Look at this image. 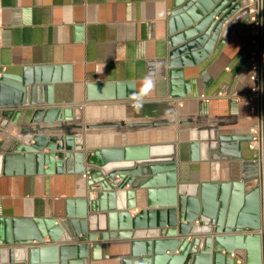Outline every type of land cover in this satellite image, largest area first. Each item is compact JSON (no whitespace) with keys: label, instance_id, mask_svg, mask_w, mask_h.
Here are the masks:
<instances>
[{"label":"crops","instance_id":"obj_1","mask_svg":"<svg viewBox=\"0 0 264 264\" xmlns=\"http://www.w3.org/2000/svg\"><path fill=\"white\" fill-rule=\"evenodd\" d=\"M0 1V75L8 78L6 86L13 87L11 83L25 70L29 85L41 88L51 84L53 104L79 107L82 119L74 122L83 128L65 133L80 132L85 151L172 143L177 184H220L240 179V159L201 158L197 144L201 141L202 129L207 133L214 129L212 135L218 137L217 141L227 144L224 154L237 152L245 160L257 158V152L249 146V127L256 121L251 108L256 99L251 96L250 30L246 25L237 24L226 38L216 39L206 57L179 68L172 66V61L180 62L181 57H171L168 31L174 0ZM178 70H182L181 74ZM149 74L157 81V88L137 111L131 96ZM172 75H180L183 80L172 85L177 92H183L186 81L190 92L183 96L170 94ZM90 88L95 94L110 90L114 97L87 100ZM45 94L42 88L38 95ZM16 111L13 107H0V152H6L14 138H22L21 130L27 126L32 113L31 108H21L15 122ZM49 133L64 131L36 134ZM192 143L196 146H190ZM86 179L83 173L66 171L0 174V216L42 220L62 218L68 210L72 217L78 218L85 201L93 196ZM257 181L245 182L242 195ZM160 184L161 188L169 186L166 175ZM127 188L128 184L124 186ZM132 200L135 205L127 210L130 217L140 209H148L145 188H136ZM239 201L236 212L246 213L244 198ZM161 202L156 199L150 208H168L160 205ZM112 221V228H124L119 216ZM105 222L107 225L109 220ZM253 232L245 229L243 234ZM128 240L132 239H113L117 245L101 248L97 262L121 264L119 260L128 254ZM201 245L200 241L196 248ZM90 249L89 243V264L92 262ZM251 253V249L243 247L231 252L230 257L234 258L233 264H264L263 261L255 263Z\"/></svg>","mask_w":264,"mask_h":264},{"label":"water","instance_id":"obj_2","mask_svg":"<svg viewBox=\"0 0 264 264\" xmlns=\"http://www.w3.org/2000/svg\"><path fill=\"white\" fill-rule=\"evenodd\" d=\"M173 2L168 18L170 55L181 57L180 62L172 61L173 67L192 65L206 57L216 39L226 38L237 24L249 30L254 24L248 0ZM259 14L261 151L252 160L243 159L237 152L224 154L227 144L217 141L218 137L212 135L214 129L210 133L200 130L201 141L197 144L204 160H241L240 179L232 183L177 184L172 143L100 147L87 152L80 132L65 133L83 128L74 122L82 119L79 107L53 104L51 84L41 88L29 85L25 70L11 83L13 87L6 86L8 78L0 75V107L17 109L13 121H17L21 108L32 109L27 126L21 130L24 138H14L6 152H0V174L83 173L88 191L93 193L78 218L68 210L62 218L42 220L0 216V264H89V243L91 264H101L97 262L99 250L117 245L113 239H132L126 242L128 254L119 260L121 264H233L231 252L243 247L251 249L255 263H264V0H260ZM181 81L180 75H172L170 94L183 96L190 92L188 81L184 82L183 92H177L174 86ZM42 88L46 94L39 96ZM91 90L87 100L114 97L110 90L96 94ZM43 131L64 133L36 134ZM163 175L169 184L166 188L159 186ZM252 179H258L257 184L243 196L244 183ZM136 188L146 189L148 209H140L130 217L127 210L135 205L132 197ZM242 197L246 213L241 214L236 208ZM154 199L168 208L151 209ZM115 216L121 218L124 228H112ZM245 229L254 232L243 234ZM200 241L201 248H196Z\"/></svg>","mask_w":264,"mask_h":264},{"label":"built area","instance_id":"obj_3","mask_svg":"<svg viewBox=\"0 0 264 264\" xmlns=\"http://www.w3.org/2000/svg\"><path fill=\"white\" fill-rule=\"evenodd\" d=\"M250 3L251 20L254 24L249 32V61L251 67L250 79L252 81L251 96L256 99L251 112L256 116V121L249 127V146L258 154L261 151L262 126H261V23H260V0H248ZM1 23V1H0V35Z\"/></svg>","mask_w":264,"mask_h":264},{"label":"clouds","instance_id":"obj_4","mask_svg":"<svg viewBox=\"0 0 264 264\" xmlns=\"http://www.w3.org/2000/svg\"><path fill=\"white\" fill-rule=\"evenodd\" d=\"M156 88L157 81L154 76L151 74L146 75L141 82L139 90L131 96L133 108L137 111L141 110L144 107L145 98L155 91Z\"/></svg>","mask_w":264,"mask_h":264}]
</instances>
